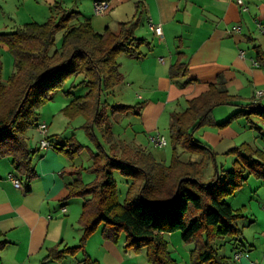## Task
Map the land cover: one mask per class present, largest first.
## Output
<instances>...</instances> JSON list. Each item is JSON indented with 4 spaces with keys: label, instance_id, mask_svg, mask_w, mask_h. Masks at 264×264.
Segmentation results:
<instances>
[{
    "label": "trees",
    "instance_id": "16d2710c",
    "mask_svg": "<svg viewBox=\"0 0 264 264\" xmlns=\"http://www.w3.org/2000/svg\"><path fill=\"white\" fill-rule=\"evenodd\" d=\"M52 8L54 11L42 22L29 21L12 31L0 32V43L7 46L13 60L12 72L4 77L0 51V158H9L13 170L27 182L35 177L28 131L37 126L38 109L51 93L67 77L80 76L76 84L85 86L86 91L75 94L73 83L64 90L70 101L62 109L69 120L83 117L82 127L98 147L90 153L91 163L83 167L94 178L85 182L78 172L65 184L66 198L86 197L80 214V246L101 225L105 238L113 242L123 232L124 248L144 251L151 264H178L171 256L167 234L180 231L182 239L194 245L190 250L191 264H231L230 257L220 252L215 241L228 238L241 242L239 220L244 214L226 199L251 174L264 182V148L246 141L235 145L226 152L234 159L232 166L225 169L217 164L212 147L195 133L203 126H227L242 116L251 121V113L260 115L264 122V105L258 101L242 103L221 82L210 83L207 90L188 99L184 109L171 113L169 142L173 151L168 163L158 161L145 148L127 144L118 147L109 109L112 115L138 113L141 103H114L110 97L123 81L118 57L141 55L139 46L144 39L135 35L139 21H123L116 30L106 26L98 31L89 18L80 20L77 10L63 8L59 1ZM58 31H62L61 42L54 48ZM255 48L257 61L264 64L263 53L258 45ZM187 75L185 62L177 60L170 65V78ZM224 104L250 110L238 109L218 123L213 110ZM53 136L47 135L52 149L66 151L70 158L84 147L73 138L62 145L55 144ZM178 148L195 158L181 159ZM211 164V171H207ZM115 170L126 181L123 200L119 199ZM2 244L0 241V247ZM74 248L52 254L60 258ZM81 263L97 261L86 254Z\"/></svg>",
    "mask_w": 264,
    "mask_h": 264
},
{
    "label": "crops",
    "instance_id": "0c3cea01",
    "mask_svg": "<svg viewBox=\"0 0 264 264\" xmlns=\"http://www.w3.org/2000/svg\"><path fill=\"white\" fill-rule=\"evenodd\" d=\"M58 1L63 8L77 10L80 20L89 18L98 31L106 26L116 30L120 22L138 19L135 35L144 39L139 46L141 55L119 56L125 83L114 91V96L115 92L120 94L119 101L127 97L128 104L142 102L143 112L138 116L149 115L148 104L156 93L165 96V105L155 115L159 120L169 109L172 112L184 109L188 99L216 82L238 95L242 103L253 101L256 91L262 90L258 102L264 104V64H253L257 60V45L264 55V0H244L245 10L235 0H106L108 7L101 14L93 12L94 0H0V32L12 31L36 18L46 20ZM149 23L160 25L162 35H157ZM9 26L11 30H7ZM0 48L6 50L7 46L0 43ZM177 60L187 64L188 75L172 79L169 67ZM80 78L75 77L74 83ZM189 79L194 80L187 82ZM57 91L51 93L50 100L54 101ZM59 98L58 113H52V123L70 101L67 95ZM229 111L221 105L214 108V120L218 123L225 120ZM52 131L49 125L48 134H57ZM112 133L116 143L122 141L137 147L134 136L124 139L125 134L114 133L113 125ZM196 135L212 147L217 157L245 138L232 122L224 127L203 126ZM39 139L38 129L31 128L28 144L34 150L31 157L35 158L36 175L29 182L11 168L9 158L7 163L0 160L7 171V174L0 173V241L3 242L0 264H82L86 254L97 264H151L144 251L124 248L123 235L117 242L105 238L102 227L99 229L101 225L80 246L84 201L66 198L65 189V184L77 176V166L72 162L76 175L71 179L65 177L70 159L54 148L41 149ZM39 150L44 153L37 154ZM10 174L18 177L25 188L15 186ZM244 186L240 191L248 189L226 199L233 208L243 212L240 220L245 219L248 225L247 235L243 234L241 242L231 241L234 252L246 251L248 255L232 260L236 264H264V195L257 191L260 186L264 188V182L255 178L253 185L246 181ZM233 198H239L236 204ZM176 232L167 234L172 242L176 241ZM70 247L76 248L65 251L60 258L52 254ZM174 258L178 260L176 255ZM184 261L187 263L186 257Z\"/></svg>",
    "mask_w": 264,
    "mask_h": 264
},
{
    "label": "rangeland",
    "instance_id": "374dc122",
    "mask_svg": "<svg viewBox=\"0 0 264 264\" xmlns=\"http://www.w3.org/2000/svg\"><path fill=\"white\" fill-rule=\"evenodd\" d=\"M50 15V13H49ZM36 18V17H34ZM38 22H41L45 19H40V18H36L34 19ZM7 30H11L10 26L7 28ZM61 37H62V31H58L56 34V42L54 45L55 47H58L60 42H61ZM1 51V58H2V63H3V76L7 77L13 70V60H12V56L9 54V52L7 50H4L2 48H0ZM119 58V57H118ZM75 82V76L71 75L69 77H67L62 85L60 86V88H57V96L55 97L54 101L48 99L46 100V102L44 104H42L39 109H38V122H46V124L48 125V131H49V125L51 127V129L53 130L52 132L57 133L56 135L53 136V140L54 142H57L58 144H60L62 141L69 142V140L71 138L75 139L78 143L84 145V147L79 150L77 153L73 154V157L70 158V156L66 153V151L62 152L63 155H65L68 159H70V164L67 165L66 169H65V177L67 178H73L76 174L74 173L75 169H74V165L72 164L75 163V165L77 166V175L78 172L80 173L81 178L85 181L88 182L90 180H92L94 178V174L83 169V167H87L90 163H91V157H90V153L91 151H97L98 147L97 144L95 143L94 139H92L83 129L82 127V123L84 121L83 117L79 116L76 117L73 120H69L61 111L56 119L53 121L52 123V113L57 112L58 113V103L59 101V97H66V94L64 93V90H67L69 88H71V85ZM125 83V80L123 79V81L120 83V86L116 87L114 89V91L118 90L119 87H121V85H123ZM85 86L82 85H77L75 87H72L71 89L74 90L75 94H83L86 89ZM138 92L141 93L142 91L140 89H138ZM116 96H111L110 99L116 103H123L124 104H128L126 102L127 97L124 98V101H119L120 98V94L117 95V93L115 92ZM157 94H159V96H157ZM119 96V98H118ZM140 100L138 101H134L133 103H129L131 105H134L136 103H138ZM140 107L137 109L138 113L135 112H128L126 114H111V111L109 109V114L110 116V120L111 123L113 125V130L114 133L118 134L119 132L121 134H125L126 137L124 139H131L132 136H134L136 138V142L135 144H137L138 147L141 148H145L148 151H151L154 156L156 157V159L158 161L161 162H165L168 163L170 161L171 155H172V145L169 142V124H170V117H171V112L170 109L169 111H167L166 113H163L162 116L160 117L159 120H156L155 115L158 114L156 113L163 105H165V96L162 95L160 93H156L155 96L149 101L148 104V116H145L144 118L138 116L141 114L142 108H143V104L142 102H139ZM264 105V104H263ZM223 108H226L227 111H229V109H231L229 112V115H227V118L232 115L234 112H236L238 109H243V110H250L249 107H240V106H235V105H231V104H224L221 105ZM234 110V111H233ZM250 119L251 121H249L247 118H245L244 116L242 117H238L237 119H234L232 121V124L235 125V127H237L238 129L242 130V135L245 136L244 139H239L240 142L242 141H246L249 142L251 145L253 146H260L264 148V122L261 118L260 115L255 114V113H251L250 114ZM55 130V131H54ZM159 131L162 134H164L167 139H168V143L167 145H165L164 147H154L148 140V134L151 132H156ZM196 134V133H195ZM198 135V134H197ZM196 135V137H197ZM100 141H102L106 146L107 143L104 142L103 138L100 136V134H98ZM131 136V137H130ZM36 141V140H35ZM239 142V143H240ZM34 141H32V145H34ZM119 144V146H118ZM118 147H122L123 144L122 141H119L116 144ZM108 147V146H107ZM50 150H52V148H49ZM48 149V150H49ZM44 150H39L37 151V154L41 155ZM178 155L180 156L181 159L186 160L187 158H193L194 154L190 155L187 152H184L181 148H178ZM196 156V155H195ZM234 156L232 154H220L217 157V164L218 165H222L225 169H228L232 166V162H233ZM1 161H3V163H7V158L3 157L0 158ZM32 163L35 165V158H32ZM12 168V167H11ZM8 169V171L11 170ZM13 169V168H12ZM212 169V164L209 165L207 171H211ZM5 169L2 165V162H0V173L4 172ZM7 171H5L6 173ZM7 174V173H6ZM114 176H115V180L117 183V190H118V195H119V199L123 200L124 195H125V191H126V181L125 179L121 176L120 172L118 170H115L114 172ZM255 178L257 179V176L254 174H251L248 178V184L250 183L251 185L254 184ZM247 185V184H246ZM244 186V185H243ZM248 186V185H247ZM245 187V186H244ZM244 189H248V188H243V190L240 191L237 190L236 193L234 195L238 193H241L242 191H245ZM258 194L259 195H264V188L263 187H258ZM231 196H228L227 199H230ZM71 199H78L81 201H85L86 197L83 196H74L71 197ZM249 199V196L247 197V201ZM239 200V198H233V203L236 204L237 201ZM262 212L264 213V210L262 209ZM240 226L241 229L243 231V234L246 236L247 235V231H248V225L245 219H241L240 220ZM101 228V226L99 227V229ZM177 236H175L176 241L172 242L171 239L168 238L169 240V249H170V253L171 256L174 258L175 255L178 257L177 261L178 264H191L190 261V250L194 247V245L192 243H187L184 240H182L181 238H179V236L181 235L178 231L176 232ZM121 235H125L123 232H121ZM179 235V236H178ZM181 237V236H180ZM125 238V236H124ZM242 239V237H241ZM243 240V239H242ZM233 242V241H232ZM232 242L228 239V238H223V239H217L215 241V244L217 247H219L220 252L224 253L225 255L230 257V262L231 264H236L233 263L232 260V256H233V248H232ZM262 251V248H258V251ZM186 251H187V255H186ZM185 257L187 258V263H185Z\"/></svg>",
    "mask_w": 264,
    "mask_h": 264
},
{
    "label": "built area",
    "instance_id": "2783aa9c",
    "mask_svg": "<svg viewBox=\"0 0 264 264\" xmlns=\"http://www.w3.org/2000/svg\"><path fill=\"white\" fill-rule=\"evenodd\" d=\"M237 4L240 5V7L245 10L247 9L244 0H235ZM108 1L106 0H94L93 2V12L95 14H101L105 11V9L108 7ZM149 27L157 34V35H162V29L161 26L158 24H153V23H149ZM237 30H239V27H236ZM241 54H243V52H241ZM160 60H163V58H160ZM255 66H259V62L257 60L254 61L253 63ZM263 95V91L262 90H258L255 93V97H254V102L258 101V98H260ZM36 128L38 129L39 133H40V139H39V147L41 149H49L52 148V143L47 139V135H48V125L46 124V122H38ZM148 140L149 142L154 146V147H164L165 145H167L168 143V139L167 137L162 134L159 131L153 132L151 134H149L148 136ZM10 180L13 182V184L19 188L24 189L25 186L24 184L20 181V179L14 175H9ZM262 209L264 210V201L262 203ZM62 210L64 211L65 208H62ZM248 253L246 251H236L233 254V258L235 260L240 259L243 256H247Z\"/></svg>",
    "mask_w": 264,
    "mask_h": 264
}]
</instances>
